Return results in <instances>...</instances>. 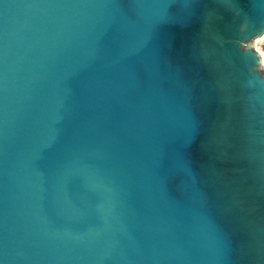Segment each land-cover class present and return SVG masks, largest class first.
<instances>
[{"label": "water", "instance_id": "95a60500", "mask_svg": "<svg viewBox=\"0 0 264 264\" xmlns=\"http://www.w3.org/2000/svg\"><path fill=\"white\" fill-rule=\"evenodd\" d=\"M263 34L264 0H0V264H264Z\"/></svg>", "mask_w": 264, "mask_h": 264}, {"label": "rangeland", "instance_id": "374dc122", "mask_svg": "<svg viewBox=\"0 0 264 264\" xmlns=\"http://www.w3.org/2000/svg\"><path fill=\"white\" fill-rule=\"evenodd\" d=\"M256 50L261 54L262 59L264 60V34L263 36L257 41Z\"/></svg>", "mask_w": 264, "mask_h": 264}, {"label": "snow or ice", "instance_id": "6c2138e0", "mask_svg": "<svg viewBox=\"0 0 264 264\" xmlns=\"http://www.w3.org/2000/svg\"><path fill=\"white\" fill-rule=\"evenodd\" d=\"M227 2H228L229 4H232V3H234V0H227Z\"/></svg>", "mask_w": 264, "mask_h": 264}, {"label": "clouds", "instance_id": "9594fccd", "mask_svg": "<svg viewBox=\"0 0 264 264\" xmlns=\"http://www.w3.org/2000/svg\"><path fill=\"white\" fill-rule=\"evenodd\" d=\"M249 55H251V53H249Z\"/></svg>", "mask_w": 264, "mask_h": 264}, {"label": "bare ground", "instance_id": "6f19581e", "mask_svg": "<svg viewBox=\"0 0 264 264\" xmlns=\"http://www.w3.org/2000/svg\"><path fill=\"white\" fill-rule=\"evenodd\" d=\"M263 62H264V60H263Z\"/></svg>", "mask_w": 264, "mask_h": 264}]
</instances>
